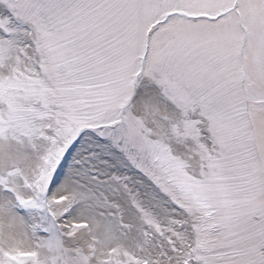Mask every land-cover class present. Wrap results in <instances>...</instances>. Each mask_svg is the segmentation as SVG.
<instances>
[{"label":"snow or ice","instance_id":"snow-or-ice-1","mask_svg":"<svg viewBox=\"0 0 264 264\" xmlns=\"http://www.w3.org/2000/svg\"><path fill=\"white\" fill-rule=\"evenodd\" d=\"M0 264H264V0H0Z\"/></svg>","mask_w":264,"mask_h":264}]
</instances>
